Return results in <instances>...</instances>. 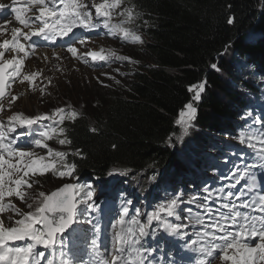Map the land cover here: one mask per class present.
Wrapping results in <instances>:
<instances>
[{
    "label": "trees",
    "instance_id": "trees-1",
    "mask_svg": "<svg viewBox=\"0 0 264 264\" xmlns=\"http://www.w3.org/2000/svg\"><path fill=\"white\" fill-rule=\"evenodd\" d=\"M125 10L131 13L120 15L126 30L149 40L144 51L150 64L129 60L126 86L106 93L85 114L66 109L63 122L55 125L56 136L71 141L60 145L58 139L55 151L65 152V163L76 165L74 176L83 186L98 182L111 187L118 177L125 180L122 171L140 186L153 176L178 177L187 170L184 159H190L194 149L203 150L199 143L204 146L206 138L218 134L224 139L241 122L246 100L261 94L257 83L264 80V0H122L120 13ZM213 63L219 71L211 67ZM200 83L205 91L195 122L201 132L192 133L197 147L187 148L185 156L176 141L180 134L176 121L185 105L194 101L189 87ZM73 111L74 119L69 117ZM210 150L218 158L223 149ZM57 168L63 170L59 163ZM160 191L144 186L139 193L129 192L138 200L145 193L144 201L150 204V197H163ZM124 195L122 190L115 201L124 203Z\"/></svg>",
    "mask_w": 264,
    "mask_h": 264
},
{
    "label": "snow or ice",
    "instance_id": "snow-or-ice-1",
    "mask_svg": "<svg viewBox=\"0 0 264 264\" xmlns=\"http://www.w3.org/2000/svg\"><path fill=\"white\" fill-rule=\"evenodd\" d=\"M50 3L51 7H49ZM16 4L17 0H12L11 12L14 13L15 20L30 31L22 32V28L13 27L11 40L4 39L3 43H0V49H2L0 59L9 50L17 54L25 53V44L20 42L21 37L28 41L32 37L39 36L51 41H55L57 37H69L70 42H66L69 43L67 52L76 59H84L83 56L78 55L75 45L77 43L84 45L89 38L75 37L74 30L92 31L101 27L98 20L96 22L93 20L90 8H94L95 17L104 18L102 27L112 32L117 26L110 22L114 10L120 7L121 0H103L102 3L93 2L91 5L84 3L83 0H59V5L54 3V0H27V8L17 7ZM5 7L6 5L0 4V9ZM29 10H33L31 17L26 15ZM37 11L38 14H36ZM120 15L131 17V13L127 10L121 12ZM233 22V18L230 17L228 23L232 24ZM34 25L35 29L32 30ZM121 31L125 37L129 35L127 30L121 29ZM70 34L73 35L70 36ZM135 39L140 40V37L136 36ZM103 52L104 49L99 52L90 51L87 56H90L92 61H108L115 55L114 53L104 55ZM115 59L124 60L125 57L115 56ZM85 62L87 61L85 60ZM23 65L24 60L16 56L4 60L0 64V97L5 95L7 81L21 75ZM211 67L214 70H220L215 63ZM8 69H13V71L8 73ZM34 78V74L23 76V80L27 81H32ZM188 90L194 93L192 99L198 102L201 100V94L205 91V84L200 83L196 87H189ZM63 113L64 109L57 110L55 115L60 116L58 122H63L65 119ZM76 116L77 113L74 111L69 114V117L73 119ZM197 116L198 108L193 103H187L185 110L180 113L181 119L176 121L183 129V135L186 136L189 129L194 126L193 122ZM48 119H53V117L39 115L32 119L13 115L8 119L7 125L0 123V264H41V258L46 259V264H54V259L47 258V255H54L59 251L63 256V241L61 240L59 249L56 247L58 236H62L66 231L72 229L73 225L82 222L92 224L90 219L81 217L78 212L79 205H86L83 209L84 212L100 211L98 203L94 200L91 185H88L85 190V186L79 183H67L51 192L50 195L40 192L35 203L29 202L27 189L32 186L30 182L32 176L52 172L60 179H78L74 177L76 165L65 163L67 155L65 152H54L48 148V157L52 158V162H45L46 157L39 156L34 151L17 150L13 147L17 143L16 139L9 140L7 138L10 133H15L18 127L31 128L38 121ZM253 123H258V121L253 120ZM59 131L61 134L63 133V129ZM56 132L55 127H50L49 131L41 132L40 136L43 139H36L35 146L37 148L47 147L45 141L52 139ZM58 142L60 145L71 143L66 138L59 139ZM239 142L245 144L246 140L240 137ZM258 143L259 162L264 165V139H259ZM247 146L249 148L257 147L251 141L247 142ZM5 154L8 159L5 158ZM13 159L16 161L15 163L11 162ZM240 159L243 160L244 157L241 156ZM57 163L63 170L57 168ZM255 167V161L251 166L248 163H244L242 167L233 165L235 171L222 179L228 180L227 187L229 189L236 188ZM119 174L125 175L126 173L122 171ZM203 192L206 195L201 199H197V194L192 193L191 198L187 201H184L178 193L167 203L158 204L154 211L146 214L145 222H141L139 210L130 216L129 207L124 206L119 219L111 225V261L104 259L102 264H152L154 259L152 252L144 247L142 240L149 235L156 236L157 230L160 229L169 236L183 240L185 248H191L199 244L202 239L209 238L208 246L200 247L199 252L212 257L213 252L219 250L222 253L219 260L224 264H264V195H260L258 200L255 196L245 199L246 191L233 192L229 190L225 192L224 187L212 190L207 186L203 188ZM214 194L215 203L218 205L216 208L210 206ZM13 196L17 197L21 204L26 205L29 211L25 212L11 201H5L6 197ZM185 202L200 210L195 217L193 227L200 225L203 231L199 229L195 231L196 239L189 237L188 232L183 230L186 225L179 223L182 220L179 209ZM125 204L131 205L132 201L126 200ZM241 208L248 209L249 212H242ZM185 212L186 216L183 219L186 220L191 216L193 208H187ZM5 213H12V215H4ZM251 213H261V215H252ZM205 214L207 219L204 218ZM169 218H174V220ZM233 227L238 230L232 231ZM92 228L96 234L101 231L95 224H92ZM257 237L259 242L255 246H250V243L245 242V238L251 241ZM188 240H191L190 244ZM213 241L221 243H212ZM15 242H22L23 246H10ZM90 245L93 252L98 251V240L95 236L91 239ZM38 246L44 250H51V252L46 255V251H37ZM130 257L131 259H129ZM60 264H69V260L62 258ZM80 264H84V262L80 261ZM199 264H211V261L201 259Z\"/></svg>",
    "mask_w": 264,
    "mask_h": 264
},
{
    "label": "rangeland",
    "instance_id": "rangeland-1",
    "mask_svg": "<svg viewBox=\"0 0 264 264\" xmlns=\"http://www.w3.org/2000/svg\"><path fill=\"white\" fill-rule=\"evenodd\" d=\"M83 2L91 5L93 2L96 4L102 3L103 0H83ZM54 3L59 4V0H54ZM60 6L62 7V5ZM120 8H122V0H121L120 7L114 10L112 20L110 22L112 25L117 26L112 32H109L108 29H104L102 27L104 18H96L95 9L90 8L91 12L93 13L94 22L98 20L101 27L98 29L92 30V31L82 30L83 32L82 31L78 32V33H83V37L89 38L86 40V43L84 45H80L79 43L75 45L78 49V55L83 56L84 59H76L72 57L70 53L67 52L66 49L69 44L66 42H70L69 37H68V39L64 43H61L56 47V49L61 50L60 51L61 55L59 57H57L58 56L57 54L50 56V54L47 53V55H49L50 57L48 59L44 58L45 61L43 63L42 62L34 63L31 61L26 63V66L22 67V68H25V71L22 77L19 80L17 79L16 82L14 81L15 82L14 85L7 88L6 94L0 101V123L7 125L8 119L13 115L25 116L27 118H32V119H34L36 116H39V115H43V116L48 115L49 117H53V119H48L47 122H49L50 120L52 123H58V121L60 120V116L55 115L58 109H64V112H65L66 109L75 108L79 110L80 113L85 114V110L87 108L96 107V105L99 104L101 99L106 98L105 97L106 93L115 92L127 85V81L129 80V76H130L129 75L130 70L132 68L129 60L131 61L134 59H137L138 61L144 60V62L150 64L149 56H147L146 52L144 51L145 43H147L149 40L147 39V37H144L137 32L127 31L129 35L127 37L123 35V32L121 31V29L126 30L125 26L127 22L121 19ZM34 29H35V25L33 26L32 30ZM28 31L30 30L27 29L26 32ZM74 33H76L75 30H74ZM136 36H139L140 40H136L135 39ZM76 37H80V36L76 35ZM31 39L36 44V47L34 48V50L36 49L35 51H38L37 47L40 44L39 37H32ZM20 41H22V39ZM53 43L55 44V41ZM101 49H104V52H103L104 55H108V53H114L115 55L111 57L108 61H92L91 57L87 56L88 52L90 51L99 52ZM140 50H143L144 52L140 53ZM17 55H18L17 53L7 55L5 56L6 58L3 57L2 59H0V63H3L4 60L11 59L13 58V56H17ZM115 56H123L125 57V59L117 60L115 59ZM85 60L87 62H85ZM12 70L13 69H9V73H11ZM33 74L35 75L34 80L32 81L23 80L24 75H33ZM117 81H119V83H117ZM11 83H13V78H11L8 85H10ZM253 83H255V81H253ZM258 84L260 85L262 89V100L256 104L255 108L258 107V109L259 108L264 109V80L258 81ZM198 103L199 102L197 101H193V104L195 107H197ZM247 118L248 117H245L246 120ZM180 119L181 117L179 118V120ZM253 120L258 121V123H253ZM195 121L193 122L194 126L189 129L188 134L186 136L183 135V129L179 125L180 134H178L176 141L179 144V152L183 153V155L185 156H187V153L185 152L187 148H190L191 146L194 148L197 147L196 145H193V144H197V139H195V136H193L192 133H194V131L196 133L198 132L200 133L201 131L198 128ZM254 125L257 128V132H259L260 134L264 133V112L261 111L260 114H255L253 117H251L246 124L244 133L240 134V137H243L246 140V143L241 144V145L246 147L245 153L247 156L253 155L255 153V148H249L247 146V141L256 140L255 141L256 144H259L258 143L259 139L256 138L258 135H253ZM32 126L31 128L35 130V124ZM50 127H55V126H50L48 124V126L43 127V131H49ZM39 129L41 128L39 127ZM25 133L26 135L27 134L30 135L28 141L27 139L24 138L26 136ZM33 133L30 134L29 130H27V127H26V130L25 128L18 127L16 132L10 133L8 137H9V140L16 139L17 143L19 142V144L16 143L15 145H13L14 148L16 149L18 148L17 150L34 151L39 156L46 157L45 162H52V158L48 157L47 149L51 148L53 151H55V148L57 147V140L59 139V137H57L55 134V136L52 138L53 139L52 141L51 140L45 141V144L47 145V147L37 148L33 142L35 136L37 135L38 138H41V139L43 138L40 136L41 132L36 134L37 132L34 131ZM240 137L237 139L238 142H239ZM201 145L202 144L199 143L198 146H200V148L203 149V150H200L202 151V154L200 153L199 150L194 149V152L192 151L188 155L189 158L190 159L192 158L193 161L203 160L204 162L211 163L212 164L211 166H213L214 164L215 166H220V165H217V162L219 160H222V157L220 155L221 152H219L218 158L209 161L210 155L209 154L207 155L206 153L207 152L206 149L208 147H204ZM257 153H258V150H257ZM5 158L8 159L7 155L5 156ZM190 159L188 160L184 159L183 162L187 166L195 167V164H193L190 161ZM259 161H260V158L257 161H255L256 167L252 168L251 172H249L248 175L245 176V180L241 182V185H238L236 186L235 189H233V192L246 191L247 195L245 196V199L252 197L253 192L256 195L259 194V191L257 189V186H255V184L256 183L260 184L264 180V165H262ZM11 162L15 163L16 161L13 159ZM252 163H250V166L252 165ZM201 164H206V163H201ZM205 173L206 175H208L210 174V171L205 172ZM206 175H204V177H207ZM76 180L77 179H69V178L60 179L54 176L52 172H47L44 175L37 174L35 176H32L30 178V182L32 186L27 189V193L29 195V202L35 203L36 199L39 197L40 192H44L45 194L50 195L51 192L55 191L56 189L62 187L63 185L67 183H75V184L79 183L80 184V182H76ZM192 184L194 183L192 182ZM88 185H91L94 188L96 187L95 189L93 190L91 189V190L94 193V199L98 200L97 203L98 205H100V211L95 215L97 222L99 224L97 222L92 223V224H95L97 227H99L101 231L98 234H96L94 229L92 228V224H86L82 222L80 223V225H77V226L75 225L77 228L75 229V226H74L72 231L68 233V235H66L67 237L65 236V238L67 239L70 238V239L78 240L77 236L78 234H81L80 230L84 229L85 233L90 239H92L95 236L97 240H101L103 239L105 232H108V229L111 228V225L113 223H116V221L119 219L120 213L122 212V207H121L122 203L118 204V200L115 201L117 199L116 194H118L119 196L121 191L123 190L122 186H120V183H116L115 185L111 187H104V186H101L98 182H91V183H87V185L85 186V189L87 188ZM193 193L197 194L196 196L197 199H201L204 195H206V193H204L203 191H201L200 194L198 192H193ZM191 194L187 195L186 198H182V199L184 201H187L188 199L191 198ZM81 195H83V193H81ZM152 198L154 197H150V199ZM104 199H105V202H107L105 204H104ZM142 200L143 199L136 200V198L132 197L133 207L130 208V216L135 214L134 212L135 208L139 211H142L143 209L144 210L149 209V210L154 211L158 204L167 203L170 199L163 200L162 202L156 201L154 202L153 206L150 205L152 203L149 204L148 202H145V201L142 202ZM5 201H11L12 203L16 204L18 207H21L25 212L29 211L26 205L21 204L19 199L15 196L6 197ZM114 201H115V206L119 207V209L115 211L114 213L115 215L113 217H109L111 215L110 213L108 214L109 216L105 218L103 216L105 214H102L100 217L99 215L101 214L100 213L101 208H105L106 205L114 203ZM213 201L210 202V206L217 207L218 205L215 203V194L213 197ZM143 204H146V205H143ZM185 204L187 203L185 202ZM81 206H83V204H81ZM187 208H193V212L191 216H189L188 219L185 220L183 219V217L186 216L185 209ZM109 210L111 212V208ZM240 211L249 212L248 209H243V208H241ZM145 212L150 213L151 211H145ZM145 212H143V214L146 215ZM198 212H200L199 209H196L194 205H190V204H187V206L180 211V215L182 217V220L180 221V223L186 225L187 227L186 229H183V230L184 231L188 230L187 232L189 234V237L193 239L197 238L194 235L197 229H199L200 231H203V228L200 225H195V228L193 227V224H195V217L197 216ZM87 213L88 214H86V217L88 219L90 217L89 214H92L93 212L88 211ZM140 214L142 216V213ZM253 214L255 215V213ZM4 215H12V213H5ZM81 217H85V215H81ZM103 218L105 220H103ZM204 218L207 219L206 214ZM169 219L174 220V218H169ZM101 221H103L104 223L101 224L100 223ZM160 230H157V235H156L157 238L155 237V239H159L161 242L159 243V241H157V243H155V246L158 244V248L166 244L165 238L160 235V233H162L163 231H160ZM231 230L236 231L238 229L233 227ZM209 231H211V229H209ZM108 234H110L109 235L110 237L109 239H107L106 242H109L107 244H111L112 243L111 241L112 230ZM208 239L209 238H204L203 240L208 241ZM153 240H154V237L152 235L144 237L142 240L144 247L146 249H150L151 252L153 251V246H154L152 242ZM103 242L105 241L101 240V242H98V248L102 249V252L104 253L108 252L109 255L105 257L109 261H111L112 244L108 247V251H107L106 244H103ZM245 242H247L246 239H245ZM21 243L22 242H15V244H10V246H17V245L23 246V244ZM76 243L82 245L84 243V240L79 239ZM215 243H221V242L215 241ZM248 243L256 244L258 242L251 240L250 242L248 241ZM167 245L170 246V244H167ZM250 246H255V245H250ZM170 247L171 249H167L166 255L172 256L171 260H173V256H175L173 252L176 250L178 251L177 257L178 258L181 257L180 247L176 248L174 247V245H171ZM38 248H42V247L38 246ZM65 248H67V246H65ZM97 252L99 253V249ZM64 253L68 257L73 258L72 264H76L79 261H83L85 263L86 262L85 260H88L93 255H94L93 257L96 256L95 252L93 251L89 253L88 258L86 259L84 256H81V257H79L78 255L74 256L69 251H65ZM221 254L222 253L219 250L214 251L212 257H208L206 256V254L201 253V259L209 260L211 261V264H224V262L219 260V256ZM166 255L165 253L159 251V254L156 257V262L157 260H161L162 259L161 257L166 258ZM95 259L96 258H94L93 260ZM129 259H131V257ZM201 259L198 258L199 261ZM92 264H95L94 261L92 262Z\"/></svg>",
    "mask_w": 264,
    "mask_h": 264
},
{
    "label": "bare ground",
    "instance_id": "bare-ground-1",
    "mask_svg": "<svg viewBox=\"0 0 264 264\" xmlns=\"http://www.w3.org/2000/svg\"><path fill=\"white\" fill-rule=\"evenodd\" d=\"M0 4H4V5H6V7L4 8V9H0V26H2V28H0V43H3V40L4 39H9V40H11V36H12V33H11V29L13 28V27H20V28H22V32H26L27 31V29H25V28H23L16 20H15V16H14V13H12L11 12V7L13 6L12 5V0H0ZM57 5H59V4H57ZM15 6H17V7H23V8H27L28 7V4H27V0H17V4L15 5ZM52 6V4L50 3L49 4V7H51ZM34 10V9H33ZM33 10H29L27 13H26V15L27 16H29V17H31L32 15H33ZM36 14H38V11L36 12ZM83 29H75V31H76V33H74V35H75V37H76V35L77 36H80V37H83V33H78V32H81ZM101 30V29H100ZM83 32V31H82ZM95 33V32H94ZM71 36L73 35V34H70ZM85 35V34H84ZM88 35V34H87ZM21 39H22V41H20L21 43H23V44H25V53H19L16 57L17 58H22L23 60H24V65L23 66H26V63H28V62H34V63H40V62H44L45 60H44V58H49L51 55H54V54H57L56 56L57 57H59L60 55H61V50H58V49H56V47L59 45V44H61V43H64L67 39H68V37H57L56 38V40H55V44L53 43L54 41H51V40H45L44 39V37L43 36H39V39H40V44H39V46L37 47V50L38 51H35L34 50V48L36 47V44L34 43V41L32 40V39H30V40H28V41H25V40H23V38L21 37ZM57 41H58V43H57ZM69 44V43H68ZM69 46V45H68ZM67 50V49H66ZM0 51H2V49H0ZM47 53H49L50 54V56L49 55H47ZM11 54H15L14 52H11V50H9V51H7V52H5V55H4V57L5 56H7V55H11ZM6 58V57H5ZM11 71V70H10ZM13 71V70H12ZM24 71H25V68H22V71H21V75L19 76V77H15V78H13V83H11L10 85H8L9 84V82H10V80L11 79H9L8 81H7V86L5 87V94H6V92H7V88H9V87H11L12 85H14V83L17 81V79L19 80L21 77H22V75H23V73H24ZM8 73H9V70H8ZM15 81V82H14ZM4 97V96H3ZM3 97H0V101L2 100V98ZM253 109V108H252ZM261 111H262V109L260 108V109H256L254 112H255V114H260L261 113ZM254 114V115H255ZM242 118H243V115H242V117H241V120H242ZM240 120V121H241ZM61 124V123H60ZM49 125L50 126H55V125H57V123H52L50 120H49ZM46 126H48V122L46 121V120H41V121H38L36 124H35V130L34 129H32V128H27V130H29V132H30V134H32L34 131H36L37 133L36 134H38V133H40V132H42L43 131V127H46ZM32 127H34V126H32ZM39 127L41 128V129H39ZM25 130H26V128H25ZM22 131H23V129H22ZM17 134V133H16ZM20 134V133H19ZM34 134V133H33ZM12 135V134H11ZM25 135H26V133H25ZM29 134H27L24 138L25 139H27V141L29 140ZM13 137V136H12ZM8 139H9V137H8ZM11 139V138H10ZM24 139V140H25ZM36 139H41V138H38V136L36 135L35 136V138H34V140H33V142L36 140ZM22 143V142H21ZM29 143V142H28ZM17 144H19V142L17 143ZM18 149V148H17ZM210 149H212V147H208L207 149H206V153H207V155L209 154L210 155V157H209V159H216L215 157H214V152L212 151V150H210ZM241 149V148H240ZM210 151H212V152H210ZM216 152L218 151V150H215ZM229 152V153H228ZM243 152L242 151H230V150H222V155H221V157H222V159H225V158H227V157H238V156H240L241 154H242ZM5 156H6V154H5ZM219 156V155H218ZM217 156V157H218ZM208 158V157H207ZM215 167V164L212 166V168H214ZM212 168H211V170H212ZM222 177H226V174H225V171L224 172H221L220 174H219V176L217 177V178H215V179H210V180H203V183L205 182V186H207V187H209L210 189H212V190H215V189H217V188H219V187H222L224 184H225V179H222ZM77 181V180H76ZM122 181H124V180H122ZM207 181V182H206ZM73 184H75V183H73ZM256 186H257V189H258V191H259V194L258 195H256V194H254V192H253V196H255L256 198H257V200H258V198H259V196L260 195H264V180L260 183V184H256ZM93 187V186H92ZM61 188V187H60ZM96 188V187H95ZM59 189V188H58ZM194 189V188H193ZM201 191H203V189H200V190H198L197 192L200 194L201 193ZM125 193V192H124ZM129 194H130V196H129ZM38 197V196H37ZM132 197H134V198H136L132 193H130V192H127V193H125V195L123 196V199H124V203H122V208L124 207V206H128L129 207V209L131 208V207H133V203L131 204V205H126L125 204V201L126 200H131L132 201ZM186 198V197H185ZM169 199H171V198H169ZM95 200V199H94ZM136 200H138L137 198H136ZM141 200V199H140ZM96 202H98V200H95ZM162 202V201H161ZM214 202V201H213ZM152 203V202H151ZM187 206V204H185V203H183V204H181V207H180V209H179V211H181L182 209H184L185 207ZM80 207H84L85 208V205H83V206H81V205H79V207H78V211H79V209H80ZM118 209H119V207H117ZM213 208H216V207H213ZM110 206L109 207H107V208H102L101 209V214H105V215H103L105 218L107 217V216H109L108 214H110ZM137 209L135 208V211H136ZM144 210V209H143ZM139 211L140 213H142V216L140 217L142 220H141V222L142 221H144L145 222V220H146V215L145 214H143V212H145V211H151L152 212V210H149V209H145L144 211ZM134 211V212H135ZM225 211V210H224ZM99 212V211H98ZM98 212H95V213H92V214H89L90 215V217L88 218V219H90L91 221H92V223H95V222H97V219H96V214L98 213ZM146 213V212H145ZM199 213V212H198ZM81 215H85V217H86V214H88L87 212H83V213H80ZM107 214V215H106ZM146 214H148V213H146ZM252 215H254L253 213H251ZM255 215H261V213H255ZM87 218V217H86ZM143 218H145V219H143ZM206 219V218H205ZM103 222V221H102ZM98 223V222H97ZM96 223V224H97ZM180 223V222H179ZM86 224H88V223H86ZM99 224V223H98ZM77 225H80V224H76V226ZM74 226L75 225H73V228H74ZM75 226V229L77 228ZM90 227V226H89ZM72 228V229H73ZM92 229V228H91ZM112 230V228H110V229H108V232H105V234H104V236H103V239H101V240H103V241H105V242H103V244H106V247H107V251H108V247L112 244H107V243H109V242H106L107 241V239H109V235L110 234H108V233H110V231ZM188 231V230H187ZM90 233V232H89ZM165 234H167V233H165ZM155 237V236H154ZM157 238V237H156ZM246 240H247V242L249 241L247 238H245ZM101 240H98V242H101ZM180 240V239H179ZM253 241H257V242H259V239H258V237L257 238H255V239H253ZM82 242V241H81ZM155 243H157V240L155 239V241H154ZM250 242V241H249ZM154 243V244H155ZM167 243H169V242H166V244L165 245H162V246H160L158 249H156V251H154V252H159V251H163V249L164 248H166L167 247ZM183 243H184V241H183ZM250 245H255V243H250ZM105 247V248H106ZM85 248H89V246H87V247H85ZM99 249V253L98 252H95V255L97 256V255H100L101 254V256H107V255H109L108 254V252H106V253H103L102 252V249H100V248H98ZM101 250V251H100ZM63 251L65 252V251H69V252H71V254H73L74 256H77V255H79L80 253H82V252H84L85 250L84 249H80V248H73V247H67V248H63ZM170 251V250H169ZM47 252V251H46ZM57 253V252H56ZM56 253L54 254V255H49V257L50 258H55V256H56ZM88 255L89 254H84L83 256L85 257V259L86 258H88ZM95 256V257H96ZM63 259H65V257L63 258ZM104 259H107L106 257H102V259L100 260V261H94V263L95 264H102V261L104 260ZM108 260V259H107ZM57 264H60V261L57 263Z\"/></svg>",
    "mask_w": 264,
    "mask_h": 264
},
{
    "label": "water",
    "instance_id": "water-1",
    "mask_svg": "<svg viewBox=\"0 0 264 264\" xmlns=\"http://www.w3.org/2000/svg\"><path fill=\"white\" fill-rule=\"evenodd\" d=\"M0 64H2V63H0ZM9 70V69H8ZM46 116H48V115H46ZM56 190H58V189H56ZM55 190V191H56ZM70 230V229H69ZM69 230L68 231H66L62 236H64V235H66L68 232H69ZM58 237H61V236H58Z\"/></svg>",
    "mask_w": 264,
    "mask_h": 264
}]
</instances>
